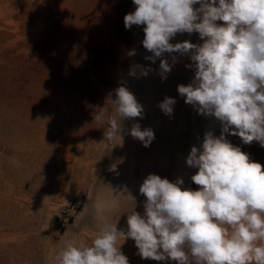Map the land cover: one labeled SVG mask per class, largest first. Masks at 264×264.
Listing matches in <instances>:
<instances>
[{
	"label": "rangeland",
	"instance_id": "374dc122",
	"mask_svg": "<svg viewBox=\"0 0 264 264\" xmlns=\"http://www.w3.org/2000/svg\"><path fill=\"white\" fill-rule=\"evenodd\" d=\"M133 11L132 0H0V264H56L67 243L90 245L105 222L126 230L128 214H144L149 174L199 189L186 158L222 124L178 93L195 76L188 55L145 59L144 26H124ZM183 41L203 43L195 32L170 42ZM161 59L172 65L166 79ZM121 86L143 113L109 140ZM165 97L176 100L171 115L159 107ZM136 123L153 130L149 146L130 135ZM226 139L264 166L259 142Z\"/></svg>",
	"mask_w": 264,
	"mask_h": 264
},
{
	"label": "clouds",
	"instance_id": "9594fccd",
	"mask_svg": "<svg viewBox=\"0 0 264 264\" xmlns=\"http://www.w3.org/2000/svg\"><path fill=\"white\" fill-rule=\"evenodd\" d=\"M132 2L135 11L124 16V26H144L142 44L153 54L145 59L154 63L164 53L188 55L194 65L186 67L194 66L195 76L187 86L178 85V93L199 114L220 121L221 134L205 133L201 147L193 146L186 158L188 166L198 169L191 177L198 190L182 188L180 178L170 182L149 174L139 188L146 197L144 214H128L126 232L105 222L90 245L67 243L56 264H129L118 246L121 238L133 239L145 260L264 264V166L226 139V134L236 135L244 144L256 141L264 147V0ZM193 32L202 44L170 42L178 33ZM171 68L161 59L162 79ZM116 96V116L105 130L109 140L122 139V121L143 113L126 87H119ZM175 103L165 97L159 107L171 115ZM95 119L100 121L102 113ZM130 135L145 147L155 138L152 129L141 130L139 123Z\"/></svg>",
	"mask_w": 264,
	"mask_h": 264
},
{
	"label": "crops",
	"instance_id": "0c3cea01",
	"mask_svg": "<svg viewBox=\"0 0 264 264\" xmlns=\"http://www.w3.org/2000/svg\"><path fill=\"white\" fill-rule=\"evenodd\" d=\"M124 231L126 232L127 229ZM119 245H121V251L123 252V254H125L128 257L129 264H176L175 261H171V260L155 261L151 259L148 260L142 259L138 255V249L135 246V242L133 239H126L124 241L123 238H121L120 241L118 242V246Z\"/></svg>",
	"mask_w": 264,
	"mask_h": 264
},
{
	"label": "water",
	"instance_id": "95a60500",
	"mask_svg": "<svg viewBox=\"0 0 264 264\" xmlns=\"http://www.w3.org/2000/svg\"><path fill=\"white\" fill-rule=\"evenodd\" d=\"M214 128V125H212V124H210V129L212 130ZM59 221V219L57 218L56 220H55V222L57 223Z\"/></svg>",
	"mask_w": 264,
	"mask_h": 264
}]
</instances>
